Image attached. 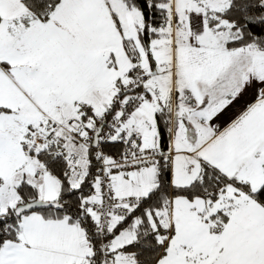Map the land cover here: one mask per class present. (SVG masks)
Instances as JSON below:
<instances>
[{
  "label": "snow or ice",
  "instance_id": "snow-or-ice-1",
  "mask_svg": "<svg viewBox=\"0 0 264 264\" xmlns=\"http://www.w3.org/2000/svg\"><path fill=\"white\" fill-rule=\"evenodd\" d=\"M0 264H264V0H0Z\"/></svg>",
  "mask_w": 264,
  "mask_h": 264
}]
</instances>
